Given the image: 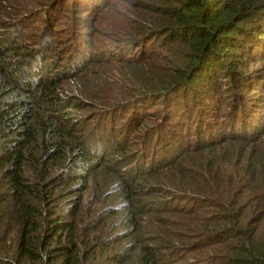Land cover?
I'll list each match as a JSON object with an SVG mask.
<instances>
[{
  "label": "trees",
  "instance_id": "trees-1",
  "mask_svg": "<svg viewBox=\"0 0 264 264\" xmlns=\"http://www.w3.org/2000/svg\"><path fill=\"white\" fill-rule=\"evenodd\" d=\"M49 3L40 40L30 35L20 42L16 27L6 38L0 36V60L7 54L14 57L0 61L1 82L15 95L0 100V264H128L133 254L131 248L124 249L129 256L113 250L104 254L109 245L100 243L101 232L94 231L92 238L87 228L79 232L77 221L43 214L60 176L42 184L53 166H64L66 142L74 140L75 129L57 117L64 110L57 89L67 70L48 76L59 65V55L47 63L44 55L54 46L44 36L63 29L69 32L62 41L73 45L76 40L88 49L85 39L103 18L98 6L109 14L103 23L106 31L99 34L110 38L115 49L135 50L126 59L111 53L108 62L118 65L108 71L121 81L118 96L129 95L120 107H146L145 118L135 125L127 122L128 129L142 128L139 151L173 156L175 167L189 159L181 174L192 186L202 184L193 192L204 201L202 207L189 209V215L209 208L206 201H221V214L203 218L195 250L218 247L222 254L216 264H264V0ZM78 8L96 12L94 18L78 15ZM66 14L71 27L77 26L76 39L68 36V21L62 23L66 27L54 26ZM97 59L91 62L107 61ZM118 66L122 70L114 71ZM135 95L141 100L131 97ZM149 117L156 124L142 127ZM120 134L123 140L117 142L110 136V147L124 143L126 134ZM150 262L168 264L161 255Z\"/></svg>",
  "mask_w": 264,
  "mask_h": 264
},
{
  "label": "rangeland",
  "instance_id": "rangeland-1",
  "mask_svg": "<svg viewBox=\"0 0 264 264\" xmlns=\"http://www.w3.org/2000/svg\"><path fill=\"white\" fill-rule=\"evenodd\" d=\"M49 1L58 2L56 7H59L63 0H0V36L6 38V34L16 27L19 34L15 38L19 37L20 42L28 40L30 35L40 40L46 25L41 19L45 15L44 7L52 4ZM87 10L89 8H78L75 13L93 19L96 12ZM106 12L107 9L98 6L97 14L103 17V22L96 20L94 27L100 26L94 32L91 31V36L86 37L88 49L76 43V40L73 45L62 41L66 37L65 33L69 32L63 29L44 36L48 44L53 43L54 46L47 56L44 55L47 63L51 56L59 55V65L53 66L54 70H50L48 76L67 70L57 89L64 109L57 117L63 124L66 122L68 127L74 126L75 129L74 140L70 138L66 142L64 166H53L42 184L45 186L48 180L60 176V182L52 186L55 189L45 204L43 214L57 213L69 222L77 221L79 232L82 227V230L87 228L92 238L101 232L100 243L106 241L109 245L103 247L104 254L113 250L126 252L129 256V252L124 249H133L128 264H151L150 260L160 255L168 264H216L217 257L222 254L218 247L195 249L197 237L203 231V218L221 214V201H206L210 203L209 208L192 212L193 216L189 215V209L194 211L202 207L204 202L197 196L200 194L193 192L203 187L202 184L192 186L181 174L189 159L184 160L186 164L175 167L173 156H159L156 150L142 155L139 151L137 135L141 134L139 132L142 128L137 131L135 127L128 129L127 122L131 121L135 125L145 118L146 107L136 106L134 111L120 107L122 104L119 103H124L123 99L129 95L118 96L121 92L117 86L121 81L114 76L116 74L109 72L111 66L118 64L108 62L113 52L126 59L133 56L135 50L123 49L121 46L115 49L110 38L99 34L98 30L106 31L103 26L104 21H109ZM66 15L67 18H56L54 26L61 24V27H66L62 23L68 21L71 34L68 36L76 39L77 26L71 27L72 18ZM22 20L24 22L19 23ZM57 39H61V42L58 43ZM97 55V60L107 61L103 65L91 62V58ZM13 59L12 55L7 54L0 61L10 62ZM120 70L122 67L118 66L114 71ZM102 76L105 79L99 80L98 77ZM1 80L4 79L0 76V100L4 96L15 98L9 92L10 85ZM137 100H141L140 97ZM56 123L60 124L58 120ZM155 124V118L149 117L143 121L142 127ZM102 131L104 137L101 136ZM122 131L128 141L124 138V143H115L114 147H110V136L115 138V142L123 140V137L120 138L123 136L120 134ZM80 136L81 139L78 138ZM84 141H87L86 146ZM155 149H158L157 146ZM85 165L88 167L84 168ZM254 216L250 215V218ZM42 224L46 227L48 223L43 221ZM250 228L254 229L253 226Z\"/></svg>",
  "mask_w": 264,
  "mask_h": 264
}]
</instances>
